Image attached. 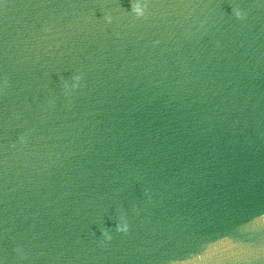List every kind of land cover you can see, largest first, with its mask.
<instances>
[{
	"label": "water",
	"instance_id": "obj_1",
	"mask_svg": "<svg viewBox=\"0 0 264 264\" xmlns=\"http://www.w3.org/2000/svg\"><path fill=\"white\" fill-rule=\"evenodd\" d=\"M0 264H264V0H0Z\"/></svg>",
	"mask_w": 264,
	"mask_h": 264
},
{
	"label": "clouds",
	"instance_id": "obj_2",
	"mask_svg": "<svg viewBox=\"0 0 264 264\" xmlns=\"http://www.w3.org/2000/svg\"><path fill=\"white\" fill-rule=\"evenodd\" d=\"M131 11L137 18H139V17H141L143 15V9L141 8V6L139 4L132 5ZM235 16H236L237 19H241L242 18L241 14L238 11L235 13ZM79 79H80L79 77L76 78V82L77 83L79 82ZM75 86L76 85L73 84V87H75ZM115 231L117 233H125L126 234L127 231H128L127 225L126 224H117L116 228H115ZM102 235L105 236V239H108V240L111 239V237L107 234V232L102 233Z\"/></svg>",
	"mask_w": 264,
	"mask_h": 264
}]
</instances>
